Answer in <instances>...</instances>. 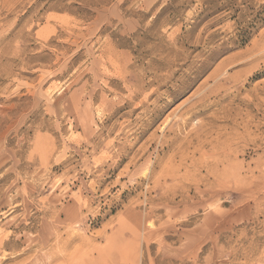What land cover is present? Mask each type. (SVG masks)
Returning a JSON list of instances; mask_svg holds the SVG:
<instances>
[{
    "label": "rangeland",
    "instance_id": "1",
    "mask_svg": "<svg viewBox=\"0 0 264 264\" xmlns=\"http://www.w3.org/2000/svg\"><path fill=\"white\" fill-rule=\"evenodd\" d=\"M0 264H264V0H0Z\"/></svg>",
    "mask_w": 264,
    "mask_h": 264
},
{
    "label": "trees",
    "instance_id": "2",
    "mask_svg": "<svg viewBox=\"0 0 264 264\" xmlns=\"http://www.w3.org/2000/svg\"><path fill=\"white\" fill-rule=\"evenodd\" d=\"M208 10H212V9H211V8H207V9H205L203 12L208 11ZM203 12H201V13L199 14L200 17L202 16ZM200 20H201V19H200Z\"/></svg>",
    "mask_w": 264,
    "mask_h": 264
}]
</instances>
